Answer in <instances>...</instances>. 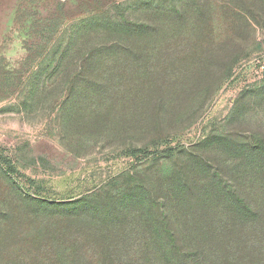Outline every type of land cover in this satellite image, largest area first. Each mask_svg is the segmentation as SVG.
Wrapping results in <instances>:
<instances>
[{"label":"rangeland","instance_id":"1","mask_svg":"<svg viewBox=\"0 0 264 264\" xmlns=\"http://www.w3.org/2000/svg\"><path fill=\"white\" fill-rule=\"evenodd\" d=\"M259 165L264 0H0V264H264Z\"/></svg>","mask_w":264,"mask_h":264},{"label":"trees","instance_id":"2","mask_svg":"<svg viewBox=\"0 0 264 264\" xmlns=\"http://www.w3.org/2000/svg\"><path fill=\"white\" fill-rule=\"evenodd\" d=\"M87 24H85L84 21H81L80 30H84L83 33H81L79 36H71L69 39H66L64 41L65 43V49L63 50L62 54L71 49H73L77 45H81L82 39L84 37V33L87 31ZM105 26H103L106 30H112V28H116L119 30V33H124L125 37H130V33L134 32L133 29H130L131 25L129 21L124 17L120 15H109L105 19ZM63 54V55H64ZM253 148V147H252ZM260 146H254L253 150L258 151ZM258 171L257 173H261L264 171V165L256 166ZM263 174V173H261ZM253 183H255V186L260 191V197L259 199H254L253 202L250 201V198L246 196H241L239 194H231V190L228 189V194L221 197L222 199V209L224 211L222 212H214L215 217H213L214 222L217 224V226L212 227L211 230V236H219L222 234H227L229 236V241L235 240L234 242H238V240H241L244 238V233L246 227H241L234 229L233 226H229L231 223H237L239 220H242L246 223V221H252L254 220L259 228L264 229V177H260L259 179L256 178ZM246 184V183H244ZM223 190L224 188L221 187ZM220 197V196H218ZM220 203V202H219ZM253 204V207H251ZM212 215V214H211ZM213 216V215H212ZM161 249V246H157ZM156 247V248H157ZM193 248H196L200 252V256H206V254H211L214 256L215 254V248L211 251L210 246L208 248L207 244H197L195 246L190 247V254ZM128 247L126 246L124 253L128 252ZM211 253H210V252ZM184 252H188V246L184 247L182 245H175L172 246L169 253H161V261L163 263H168L167 257H170V254H175V258L177 256L179 257H185L187 254ZM151 261L142 259L140 261V264H150ZM116 264H138L136 261V258H131L128 256V254H123V257L120 261H118Z\"/></svg>","mask_w":264,"mask_h":264}]
</instances>
